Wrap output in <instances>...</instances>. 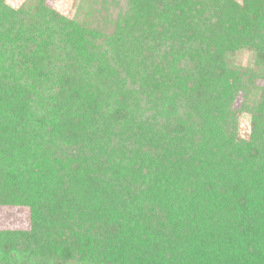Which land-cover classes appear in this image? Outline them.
Listing matches in <instances>:
<instances>
[{
	"label": "trees",
	"instance_id": "trees-1",
	"mask_svg": "<svg viewBox=\"0 0 264 264\" xmlns=\"http://www.w3.org/2000/svg\"><path fill=\"white\" fill-rule=\"evenodd\" d=\"M7 1L0 264H264V0Z\"/></svg>",
	"mask_w": 264,
	"mask_h": 264
},
{
	"label": "rangeland",
	"instance_id": "rangeland-1",
	"mask_svg": "<svg viewBox=\"0 0 264 264\" xmlns=\"http://www.w3.org/2000/svg\"><path fill=\"white\" fill-rule=\"evenodd\" d=\"M25 0H8L7 3L13 8L20 6ZM240 1V0H237ZM47 3L50 7L59 10L67 18H73L75 15V6L76 0H47ZM234 62L240 67L250 66L252 63V54L248 51H242L236 54L234 57ZM260 85V82L256 83ZM126 104H128L125 101ZM240 100L236 102V105H239ZM141 104L144 105V100H141ZM92 116L88 112L84 117ZM85 122V121H83ZM86 126L88 122L83 123ZM250 134V117L247 114H242L239 116L237 123V136L242 140H248ZM5 175V174H4ZM30 211L26 206H0V230H23L27 231L30 229ZM99 251V250H98ZM94 255L98 258V252H93ZM13 257V260L12 258ZM11 258L10 261H8ZM17 254L12 253L8 259L5 258L3 261L5 264H12L17 262ZM8 261V262H7ZM7 262V263H6ZM102 264V263H101Z\"/></svg>",
	"mask_w": 264,
	"mask_h": 264
}]
</instances>
